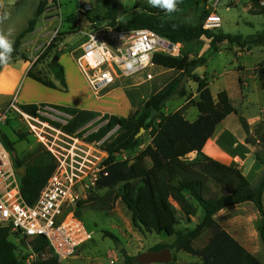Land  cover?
Segmentation results:
<instances>
[{"label":"rangeland","instance_id":"rangeland-1","mask_svg":"<svg viewBox=\"0 0 264 264\" xmlns=\"http://www.w3.org/2000/svg\"><path fill=\"white\" fill-rule=\"evenodd\" d=\"M41 1L43 0H0L5 10L10 13L9 20L0 25V28L6 30L9 25H14L15 41L28 27L29 21L35 18ZM111 1L117 9L118 23L126 22L146 7H151L147 0ZM263 3L264 0L261 3L264 6ZM178 9L176 13L165 15L161 20L172 18L187 24L204 25L208 15L216 13L221 16L222 25L211 30L212 33L230 34L241 38L240 44H211L205 37L175 44L178 48L175 50L174 47L173 57L206 59L205 65L197 68L193 74L205 78L210 83L216 101L221 91H227L236 109V113L218 124L201 154L191 153L184 160L194 162L203 155L208 156L239 169L256 185L263 167L260 168V173L253 175V156L257 151L262 152L263 148L257 141L254 146L248 148L244 145L246 134L240 119L243 117L247 120L251 135L256 138V128L264 123V43L257 44L255 40L264 33V15L251 14L256 10V4L251 0H181ZM109 22L105 0H49L44 13L37 19L35 31L22 41L21 52L28 61L18 59L2 68L0 117L4 119L1 130L15 144L18 157L25 159L37 149L46 150L37 134L45 127L37 125L38 129L34 130L22 115L26 112L20 106L28 102L39 105L44 103L37 102L45 101L51 102L46 104L54 103L52 105L55 106L87 110L99 114L98 119L105 115L127 118L130 113L142 110L151 96L163 90L169 83L176 82V94L165 103L162 113L168 116L182 111L186 120L193 122L197 119L199 112L195 103L199 100L198 85L174 69L157 66L148 71L155 76L151 81L145 80L146 73H140L133 78L122 80L99 97L92 92L75 63V56L86 40L87 33L94 27L108 25ZM49 45H52L51 50L43 56ZM58 65L64 69L67 84L65 90L61 89L60 81L56 78ZM29 70L45 81L54 82L60 89H53L56 90L54 94L50 98L45 97V86L28 78ZM182 92L185 94L180 95ZM109 134V141L115 139L118 136V128ZM139 139L137 147L116 155L117 161L131 164L151 143L149 131H144ZM147 164L151 165L150 162ZM208 186L216 197H223L228 192L227 188L217 187L213 183ZM111 195V190L97 187L87 200L93 196L108 199ZM80 217L92 231L93 239L81 247L71 259L59 261V264H124L125 256L134 257V264H141V255L152 252V248L160 243L172 245L176 239L164 234L141 232L135 227L132 213L121 200L109 210H98L87 205L81 209ZM202 218L198 213L191 225L181 221L177 229H193ZM262 220L264 216L260 215L256 207L246 203L228 209L219 218V223L264 264V246L259 235ZM108 233L115 235L118 241L113 240ZM210 237V231L204 232L194 241L193 246L202 249ZM10 241L18 246L16 237L11 236ZM172 255L176 264H203L198 257L183 251L172 249Z\"/></svg>","mask_w":264,"mask_h":264},{"label":"trees","instance_id":"trees-1","mask_svg":"<svg viewBox=\"0 0 264 264\" xmlns=\"http://www.w3.org/2000/svg\"><path fill=\"white\" fill-rule=\"evenodd\" d=\"M48 1L40 2L35 18L29 21L28 27L15 39L10 62L18 59L28 61L21 52L22 41L35 31L37 19L44 13ZM251 1L256 4V10L251 14L264 15V6L261 5L263 0ZM105 2L110 19L108 25L119 30H151L174 45L200 40L203 37L210 40L211 44L241 43L240 36L212 33L205 30L202 24L192 25L172 18L161 20L167 14L153 7H146L126 22L118 23L115 4L111 0ZM255 43H264V33L257 37ZM51 46L47 47L43 56L49 53ZM177 48L176 46L175 50ZM154 63L159 67L180 71L183 76L197 83L199 95V100L195 103L199 112L197 119L193 122L186 120L182 111L168 116L162 113L165 103L176 94V82L169 83L163 90L151 96L142 110L130 113L127 118L110 115L102 117L97 123L105 124L90 137V140H101L118 128V136L105 144L109 153L106 159L108 176L102 178L98 185L100 189L111 190L112 195L108 199L93 196L81 202L77 215L80 217L81 209L87 205L98 210H109L121 200L132 213L133 223L141 232L176 237L172 245L157 244L152 248V252L175 249L198 257L203 264H263L224 230L214 216L221 210L244 203H252L260 215L264 216V123L256 128L255 138L251 135L247 120L243 117L240 119L246 134L245 143L254 146L257 141L263 148L262 152L257 151L253 156L263 166L256 185H253L239 169L208 156L203 155L194 162L185 161V157L191 153L201 154L218 124L236 113V109L227 91H221L216 101L210 83L205 78L193 74L197 68L205 65V58L191 60L187 56L177 58L157 54ZM4 66L0 65V71ZM55 74L60 81L61 89L65 90L67 84L61 65H58ZM27 77L47 88L60 89L54 82L43 80L31 70L28 71ZM55 107L72 116L68 125L64 127L70 134L100 117L99 114L87 110ZM20 108L28 114H35L38 105L26 104ZM153 111L156 112L154 115ZM141 129L149 131L151 143L131 164L117 161L116 155L138 146L140 139L137 135ZM1 134L4 145L13 156L14 167L18 171L21 168L25 170V173L19 176L21 194L27 204L33 205L56 168L55 159L43 148L37 149L25 159L20 158L16 155L15 144L2 130ZM148 162L151 163L150 166ZM209 183L227 188V194L216 197L212 194ZM199 210H202L203 218L195 228L185 231L177 229L181 221L191 224ZM206 231L211 232L208 243L202 249H196L193 246L194 241ZM259 234L264 246V220L259 227ZM108 235L118 241L115 235L110 233ZM35 250L39 256L35 264H59V259L51 252L43 238L35 239ZM134 263V257L125 256L124 264ZM0 264H23L17 247L10 241L9 230L2 228ZM170 264L176 263L173 260Z\"/></svg>","mask_w":264,"mask_h":264},{"label":"built area","instance_id":"built-area-1","mask_svg":"<svg viewBox=\"0 0 264 264\" xmlns=\"http://www.w3.org/2000/svg\"><path fill=\"white\" fill-rule=\"evenodd\" d=\"M219 1V0H215ZM222 18L208 15L205 30L220 28ZM78 49L75 63L97 97L124 79L146 73V81L155 76L148 72L157 67V54L172 56L171 42L147 29L119 30L110 25L96 26ZM143 57V59H141ZM131 65V67H129ZM37 133L41 143L53 156L56 168L33 205L21 194L19 171L2 140L0 117V228L8 229L18 241L17 253L23 264H35L38 254L35 239L43 238L59 261L71 259L93 233L77 215L79 204L95 191L108 176L105 148L110 134L90 140L105 123L96 119L74 134L65 131L72 116L52 104H39L35 114L22 113ZM96 126L93 130L86 131ZM48 129V130H46ZM21 247V248H19Z\"/></svg>","mask_w":264,"mask_h":264},{"label":"clouds","instance_id":"clouds-1","mask_svg":"<svg viewBox=\"0 0 264 264\" xmlns=\"http://www.w3.org/2000/svg\"><path fill=\"white\" fill-rule=\"evenodd\" d=\"M181 0H147V3L153 7L161 10L167 15L176 13L178 5ZM10 13L5 10L3 3H0V25L4 24L5 21L9 20ZM175 27V26H174ZM15 26L9 25L6 30L0 28V65H7L14 52V35ZM143 59V57H141ZM131 67V65H129Z\"/></svg>","mask_w":264,"mask_h":264},{"label":"water","instance_id":"water-1","mask_svg":"<svg viewBox=\"0 0 264 264\" xmlns=\"http://www.w3.org/2000/svg\"><path fill=\"white\" fill-rule=\"evenodd\" d=\"M173 44L170 43L169 49L173 48ZM187 79V77H186ZM156 112L153 111L152 115ZM144 129H141L140 133L137 135V138L144 132ZM25 170L23 168L19 169V174L23 175ZM141 264H170L173 262L174 257L170 249H165L160 252H148L139 257Z\"/></svg>","mask_w":264,"mask_h":264},{"label":"crops","instance_id":"crops-1","mask_svg":"<svg viewBox=\"0 0 264 264\" xmlns=\"http://www.w3.org/2000/svg\"><path fill=\"white\" fill-rule=\"evenodd\" d=\"M264 4V3H263ZM12 69V68H11ZM47 87H45L44 89H43V91H45L44 93H43V95L45 96V97H47V98H50L53 94H54V92L56 91V90H53V89H50V88H47ZM126 101H127V99H126ZM37 103H51V102H45V101H41V102H37ZM128 103V102H127ZM25 104H36V103H33V102H28V103H25ZM52 104H54V103H52ZM129 104V103H128ZM129 107H130V105H129ZM244 145L248 148V147H250L249 145H247L246 143H244ZM228 166V165H227ZM263 166L258 162V161H256L255 159L253 160V163H252V172H253V175L255 176L257 173H260V168H262ZM263 200H264V196H263ZM244 204H246V203H244ZM252 204V203H251ZM230 208H232V207H230ZM230 208H227V209H224V210H221V211H219L215 216H214V218H215V220H216V222L218 223V224H220L219 223V218L223 215V214H225L227 211H228V209H230ZM199 213L201 214V216H203V212H202V210H199ZM193 220H194V218H193ZM193 223V222H192ZM191 223V224H192ZM190 224V225H191ZM197 225V224H196ZM195 225V226H196ZM220 226L223 228V229H227L226 227H224L222 224H220ZM260 235V234H259Z\"/></svg>","mask_w":264,"mask_h":264}]
</instances>
